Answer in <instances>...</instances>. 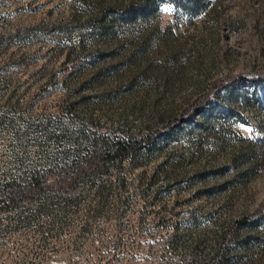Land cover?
<instances>
[{
	"label": "rangeland",
	"instance_id": "1",
	"mask_svg": "<svg viewBox=\"0 0 264 264\" xmlns=\"http://www.w3.org/2000/svg\"><path fill=\"white\" fill-rule=\"evenodd\" d=\"M153 133L1 210L0 264H264V0H0V204Z\"/></svg>",
	"mask_w": 264,
	"mask_h": 264
},
{
	"label": "trees",
	"instance_id": "2",
	"mask_svg": "<svg viewBox=\"0 0 264 264\" xmlns=\"http://www.w3.org/2000/svg\"><path fill=\"white\" fill-rule=\"evenodd\" d=\"M156 136L157 134L153 133L136 138L108 139L103 144L105 148L101 149L97 154L99 163L91 162L85 165L81 162H73L45 172H32L27 183L13 186L5 192L4 197L1 198L0 211L11 209L26 194L45 190L49 186L64 187L77 179L99 172L101 169L106 170L109 162L118 161L119 164H122L130 155L147 147ZM52 178L54 180H50Z\"/></svg>",
	"mask_w": 264,
	"mask_h": 264
},
{
	"label": "snow or ice",
	"instance_id": "3",
	"mask_svg": "<svg viewBox=\"0 0 264 264\" xmlns=\"http://www.w3.org/2000/svg\"><path fill=\"white\" fill-rule=\"evenodd\" d=\"M165 10H166V11H171V9H169V8H166ZM241 127H243V125H241ZM248 131L251 132L252 129H248Z\"/></svg>",
	"mask_w": 264,
	"mask_h": 264
}]
</instances>
